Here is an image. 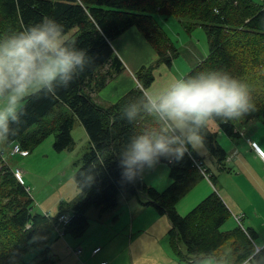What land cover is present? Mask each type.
Returning <instances> with one entry per match:
<instances>
[{"label":"trees","instance_id":"16d2710c","mask_svg":"<svg viewBox=\"0 0 264 264\" xmlns=\"http://www.w3.org/2000/svg\"><path fill=\"white\" fill-rule=\"evenodd\" d=\"M157 14L177 18L189 32L202 27L207 33L209 55L184 78L217 70L249 86L255 110L239 120H213L221 130L236 138L241 120L264 119V0H0V36L50 17L64 26L68 41L86 49L93 58V63L67 88H58L55 96L29 98L17 134L0 148V264H55L60 255L53 244L61 237L55 232L83 235L90 223L87 212L93 207L100 214L113 212L121 193L128 197L145 195L146 205L167 216L172 248L181 262L200 263L216 257L229 240L235 243L234 247L242 246L235 253L236 262L241 264L254 255L255 249L247 237H253L252 233H244L239 224L233 230H222L231 212L218 191L210 193L188 215L178 212L177 203L206 176L216 185L218 172L230 170L218 133L208 125L203 130L208 156L192 152L176 164L161 160L168 165L172 179L165 190H157L142 178L128 182L121 177L118 154L122 146L133 134L154 125L152 117L129 123L122 119V109L138 103L137 98L155 80L154 70L161 64L170 67L178 55ZM131 27H136L150 42L157 59L136 73L142 87L130 90L116 103L102 105L98 102L99 91L125 68L112 41ZM76 120L86 130L89 147L78 162L75 181L79 187L77 181L83 182L84 169L94 180L83 186L76 200L62 202L54 217L34 212L30 189L5 162L4 149L19 143L30 151L53 132L58 150L72 149ZM206 157L213 162L215 171L206 164ZM67 212L71 218L58 230V218ZM262 253L264 250L255 256Z\"/></svg>","mask_w":264,"mask_h":264},{"label":"clouds","instance_id":"9594fccd","mask_svg":"<svg viewBox=\"0 0 264 264\" xmlns=\"http://www.w3.org/2000/svg\"><path fill=\"white\" fill-rule=\"evenodd\" d=\"M93 63L86 49L64 36V26L50 17L18 32L0 36V145L15 136L26 102L41 94L55 96ZM138 103L125 105L122 119L133 123L152 117L154 125L133 134L118 154L121 177L135 182L161 160L181 162L204 148L210 121L239 120L255 110L249 86L224 71H205L174 80L160 90H144ZM83 186L94 180L81 172ZM201 264H207L202 261Z\"/></svg>","mask_w":264,"mask_h":264},{"label":"crops","instance_id":"0c3cea01","mask_svg":"<svg viewBox=\"0 0 264 264\" xmlns=\"http://www.w3.org/2000/svg\"><path fill=\"white\" fill-rule=\"evenodd\" d=\"M156 18L165 31L164 24L175 20L178 36L183 37L184 41L192 37L191 32L193 30L191 32L187 31L182 22H179L175 17H165L157 14ZM112 45L123 61L125 68L108 80L107 84L99 91L98 102L102 105L116 103L130 90L142 87L136 77V73L141 67L157 59L156 50L136 27L129 28L124 34L112 41ZM177 49L178 55L173 58L170 67L174 63L177 66V60L181 58L180 52H182V49L179 47ZM186 51V59H182V65H179L178 74L175 77L169 78L154 87L150 86L146 90L166 88L174 80L184 78V75L190 69L206 57V53L201 51L200 45L197 47L194 42L188 43ZM211 122L213 121H210L208 126L211 130L218 133L219 142L228 154L226 166L230 170L218 172L216 185L206 176L194 187L197 188L191 196L185 199L190 191L177 203V209L181 214H185L196 205L195 203L200 202L213 191H218L230 209V218H233L238 225L235 215L242 214V230L247 235V231L253 234V237L250 234L247 237L250 239V247L252 246L255 249L254 255L252 254L241 263L252 264L254 260L264 258V254L255 256L256 246L254 244V238L258 236V231L261 230L263 233L264 230V157H262L264 156V119L260 117L241 120L237 124V129L240 132L236 138H230L215 122H213L214 125H211ZM85 134L86 143L89 144L87 133ZM8 148H10L11 153L12 146ZM207 153V149L203 148L198 154L208 156ZM210 162L211 164H208V166L215 171L213 162L211 160ZM167 168H169L168 165ZM162 169H165V167ZM146 175L147 173L142 178L148 185H152V187L158 185L148 180ZM158 177L159 175H157V179ZM171 181L170 177V183ZM166 183L168 182L163 183L162 181L158 186L163 187ZM170 183L165 187L167 188ZM146 198L147 196L145 195L128 197L121 193L118 197V206L113 212L100 214L97 208H91L87 212V216L89 219L95 220L98 225L103 226V228L97 227L90 234V238H92L90 242L80 239L79 236H71L78 238L73 240L75 248L80 247L81 244L85 247L82 255L86 256L87 261L93 258L94 248L100 246V243L103 247L96 254L98 256L89 262L81 260L84 262L82 263L80 262L82 255L77 256L74 252L75 248L68 246L66 251L73 253L69 264H95L94 260L98 261V264L101 261H107V264H201V262L180 261L172 248L171 224L167 222L169 231L166 232L168 229L164 219L166 215L160 214L154 206L146 205L144 203ZM96 237H99V242L95 239ZM240 240L242 241V239ZM238 242L237 239L236 244ZM234 244L231 246L229 256H226L225 262L227 264H240L236 262L235 253L242 246L237 245L234 247ZM182 248L185 250L184 247ZM203 261L207 262V264H218L217 257H209Z\"/></svg>","mask_w":264,"mask_h":264},{"label":"rangeland","instance_id":"374dc122","mask_svg":"<svg viewBox=\"0 0 264 264\" xmlns=\"http://www.w3.org/2000/svg\"><path fill=\"white\" fill-rule=\"evenodd\" d=\"M254 1L261 3V0ZM174 21L175 20H171L167 24L165 23L164 28L166 29V33L169 39H171V41L177 47L182 49V52H180L181 58H179L180 60H177V66L175 65V63L172 67H169L166 64H161V67L156 68L154 70L155 80L151 85L152 87L158 85L159 83H163L169 78H173L178 74L179 65H182V59H186V49L188 47L189 42H194L197 47H199L200 45L201 51H204L206 53V57L210 53L208 36L206 31L202 27H198L199 29L197 28L196 30H193L191 32L192 37L184 41L183 37L178 36V30L176 29L177 24ZM179 27L184 30L181 26ZM155 61L156 60H154V62ZM151 63L153 62H150L148 64ZM190 71L191 69L188 72ZM211 125H214V123L211 122ZM85 133L86 130L83 127L82 123L79 120H76V124L72 131L75 140V145L72 149L58 150L54 145V132L45 136L39 145L30 149V151L28 150V154L25 156L21 154H11L9 150L10 148H8L10 146L5 147V162L11 165L14 170L20 169L19 171L23 172V182L25 183L26 187L30 189V192L34 198V212H41L44 214L47 213L53 215L54 217V215L58 213L59 205L62 202H71L73 200H76L82 194L80 188L76 184L75 173L78 169L79 160L82 158L84 152L89 147V144L86 143ZM3 146H5V144L0 145V148ZM205 148L206 146L204 145V149ZM205 160L206 164H211L210 159L208 157H206ZM156 167L157 168L146 171L143 175L147 173L146 178L148 180H151L152 182H155L158 185L160 184V182L162 183V181L163 183H170L169 168H167V164L161 161ZM163 167H165V169H162ZM157 175H159L158 179ZM168 183H166V185ZM158 185H155V187H153L157 188L160 191L165 190L163 188H166V185H164L163 187ZM196 188L192 189L185 199L191 196ZM198 202L195 203L196 205L193 208H195L200 203ZM193 208L191 210L189 209L185 214L182 215H188L193 210ZM70 218V212L60 215L58 218V225L56 226L57 229L60 230L61 226H66L67 221ZM164 219L166 221V226L168 227L167 222L168 224H170L168 218L164 216ZM89 221L90 225L88 226L85 235L79 236L80 239H85L86 242L91 241L92 238H90V234L94 232L97 227L103 228V226L98 225L95 220L89 219ZM237 227L238 225L235 223L234 219L229 218L226 221L225 225L222 227V230H233ZM168 231L169 227L166 232ZM55 234L61 236L57 239L59 241L53 244L54 249L60 255L59 260L55 264H69V260L71 259L73 253H68L66 251V248L68 246H70L71 248H75V242L73 240H77L78 238H74L73 236L65 233L60 234L57 231L55 232ZM167 237L169 238L168 235ZM95 239L98 242L100 240L99 237H96ZM254 244L257 247L264 248V230L263 233L261 232V230L258 231V236L254 238ZM99 245V247H103L101 243ZM231 246L232 241L229 240L219 250V254L216 255L218 259V264H227L225 260L226 256H229ZM80 247L82 249L85 248L82 244ZM260 255L262 256L263 253ZM96 256L98 255H92L93 258H95ZM93 258H90L87 261L86 256L82 255V257H80V262H82L81 260L89 262ZM94 262L95 264H98V261L96 262V260H94ZM252 264H264V258L262 257L260 260H254Z\"/></svg>","mask_w":264,"mask_h":264},{"label":"built area","instance_id":"2783aa9c","mask_svg":"<svg viewBox=\"0 0 264 264\" xmlns=\"http://www.w3.org/2000/svg\"><path fill=\"white\" fill-rule=\"evenodd\" d=\"M11 154H21L23 156L27 155L28 154V150L27 149H24L21 147V145L19 143H15L13 146H12V150H11ZM264 157V156H262ZM20 169H17V170H14L15 171V174L16 176L21 180L23 181L22 179V172L19 171ZM242 214L240 215H235L236 217V220H237V223L240 225V226H243V222H242ZM62 227V226H61ZM60 227V228H61ZM59 233H63L61 230L59 231ZM101 250V247L97 246L96 248L93 249V254H98ZM264 250V248H260V247H257L256 246V253L260 252ZM74 252L76 253L77 256H80L82 253H83V249L81 247H77L74 249ZM100 264H107V261H102Z\"/></svg>","mask_w":264,"mask_h":264}]
</instances>
